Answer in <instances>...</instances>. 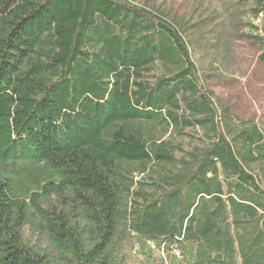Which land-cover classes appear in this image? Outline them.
Wrapping results in <instances>:
<instances>
[{"label":"trees","instance_id":"1","mask_svg":"<svg viewBox=\"0 0 264 264\" xmlns=\"http://www.w3.org/2000/svg\"><path fill=\"white\" fill-rule=\"evenodd\" d=\"M137 1L0 0V264H125L127 234L264 264V131L204 85L187 27Z\"/></svg>","mask_w":264,"mask_h":264},{"label":"rangeland","instance_id":"2","mask_svg":"<svg viewBox=\"0 0 264 264\" xmlns=\"http://www.w3.org/2000/svg\"><path fill=\"white\" fill-rule=\"evenodd\" d=\"M261 0H139L137 4L159 9L186 27L193 61L201 80L216 100L228 105L241 121L256 123L264 131V60L253 37L264 31V17L257 16ZM184 144L187 151L189 147ZM177 141V143H179ZM180 157V155L178 156ZM137 179H140L137 177ZM24 236L32 247L43 249L44 236L27 226ZM125 264H182L154 243L142 245L135 235L120 241Z\"/></svg>","mask_w":264,"mask_h":264},{"label":"built area","instance_id":"3","mask_svg":"<svg viewBox=\"0 0 264 264\" xmlns=\"http://www.w3.org/2000/svg\"><path fill=\"white\" fill-rule=\"evenodd\" d=\"M150 243H152V242H149V244ZM163 252V251H162ZM163 254H164V252H163ZM164 256H165V254H164ZM172 256H174V257H180V252L177 250V249H174L173 251H172ZM164 264H169L168 263V261H167V259L165 258V262H164Z\"/></svg>","mask_w":264,"mask_h":264}]
</instances>
